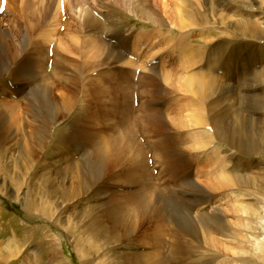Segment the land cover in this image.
<instances>
[{
    "label": "rangeland",
    "instance_id": "obj_1",
    "mask_svg": "<svg viewBox=\"0 0 264 264\" xmlns=\"http://www.w3.org/2000/svg\"><path fill=\"white\" fill-rule=\"evenodd\" d=\"M44 1H33L34 6L29 8L31 13L25 15L21 12V0H7L5 11L0 13V100H15L18 105L13 111L15 114H12L14 118L16 117L12 118L14 125L8 129L7 142L4 143L9 147L5 162L18 168L26 164L28 160L23 157L26 141L21 132L30 135L31 125L43 123L46 106L49 107L51 101L64 99L67 102L75 95V104L71 105L65 116L58 118L57 129L65 130L68 136L71 134L72 121L75 120L78 123V130L95 132L96 136L94 135L95 138L92 140L98 141L101 136H124L129 113L138 117L141 109L148 112L156 111L160 114V117H157V124L162 134L149 128L145 130L143 123L140 126L134 125L135 136L144 150L152 173L151 178L145 175L144 178L147 179L143 182L151 181L159 188H168L164 195L171 202V206L166 210L169 216V222L166 223H164L166 212L160 209L161 205L157 203L154 192L150 190L156 203L155 216L159 214L163 226L166 225L169 232L166 236L165 253L168 254L171 248L173 237H170V233L174 229L194 246L193 251L186 250L177 257L172 256L170 264H264V199L252 194L251 185L243 187L245 195H241L244 196L242 199L245 202L258 203L259 207H256L260 214L249 221L247 216L251 210H246L248 214L241 212L243 225L251 224L257 237L256 240L251 237V242L248 243L243 238L248 231L243 227L240 232L242 240L237 244L228 231L219 229L218 224L220 220H227L230 230L237 227V216L231 211L232 202L228 199V196L232 195L210 189L202 182H194L204 179V174L200 175L198 168L203 164L202 161L205 164L209 162V159L203 158L206 153L221 148L223 153L237 154V149L231 147L228 142L218 141L215 136H211L210 139H206V142H210L203 149L193 150L197 156H202L198 158L201 161L196 162L195 158L189 156L190 143H181L182 141L179 143L174 140L177 137L186 141V134L182 131L192 128H177L178 118L175 111L180 107L179 104L184 107L181 111L184 112L181 113L183 119H189V110L200 105H194L195 107L187 110L184 99L189 94L183 90L182 79L176 80V77L172 76V79L166 82L159 77L163 70L173 74L183 60L177 58V50H172L171 53L170 46L167 47L164 42L169 40V36L179 38L178 30L170 28L173 24L171 19L168 16L162 17L154 0H68L70 4L67 0H62L64 2L60 4L61 6L60 0ZM1 2L2 0L0 5ZM199 2L201 14L207 16L208 27L203 30L190 29L184 31V34L189 36L191 42L200 47V50L203 48L201 63L194 69L204 71L211 67L210 73L220 77L219 82L216 79V84L210 95H207L204 105L201 104L202 107H199L205 111L207 125L212 126L210 116L215 113L216 115L222 113L227 117L228 124L232 121L230 124H239L242 118H246L247 123L252 124L253 119L259 116L263 120L264 109L255 106V96L264 94V76L256 73L264 72V0H206L207 8L212 6L218 8L213 14L210 9L206 10L203 7L202 0ZM140 6L152 15L154 22L163 18L166 26L160 30L156 29V25L149 21L151 19L148 20V17L141 14ZM90 18L97 20L99 24H90L87 21ZM251 26L257 28V34L246 33L245 28ZM86 38H98L107 46H103L96 57L85 60L82 50L85 49ZM108 45L121 53L120 60L107 53ZM234 48L238 49V53L229 56L233 60L237 58L235 63L228 66L220 61L216 64L215 61L207 63L211 52L212 57L216 59ZM252 54L255 55L254 58ZM180 56L183 57L182 54ZM132 61L134 63H130ZM28 68L37 73L34 72V78L30 79L31 86L27 92L19 94L15 91L16 88L27 83L29 78H17L15 75L21 69ZM225 72L231 73L230 77L229 75L227 77ZM125 78H129L134 100L131 109L129 107L123 110L120 108L121 104L124 105L123 90L119 91L117 80L124 82ZM43 81L54 87L47 103L37 100L42 99L40 94L43 91ZM68 84L73 87V94ZM116 95L119 97L117 102H114ZM32 100L35 103L33 101L31 102L33 105H27ZM5 123L3 121L0 123V129L6 127ZM19 125L22 131L21 128H17ZM162 138L169 139V149L175 153L172 164L175 163L173 174L178 177L176 180L171 178L173 175L161 155L164 148L158 146V141ZM68 139L60 144L62 150L64 146L66 148L67 161L60 160L61 156L57 152L53 153L52 147H45L47 149L40 151L36 161L38 166H44L37 170L36 175L25 176L23 186L16 184L17 178L20 177L14 174L0 175V262L5 259L2 264H119L125 258L130 262L135 256L150 251L148 246L154 247H151L152 239L149 234L147 235L151 229L159 226L154 221L146 220V224L132 236L124 237L115 243L113 240L112 242L91 238L89 231L84 232L83 228L94 218L106 219L108 205L114 195L134 193L135 190H140L141 183L136 179L135 170L128 173L125 168L112 170L110 162H98L96 167L94 165L97 162L92 163L94 169L91 174L87 161L93 154L91 152L94 145L85 141L81 148L75 151ZM199 140L198 142H201V139ZM82 154L86 156L82 157ZM238 155L235 156L234 162L239 159L238 164L249 161L254 166L259 164L264 168V156ZM91 159L94 161L95 157L92 156ZM69 162H78L80 167H85L84 174L87 177L85 181L89 184L88 189H84L78 197L71 200L62 198L61 194L62 181H65L66 186L70 185L71 172L58 171L62 166L69 165ZM256 170L253 167L252 174ZM47 171L50 173L47 174L50 175L48 178L50 183L45 188L53 194L50 198L44 188L43 190L41 188L42 181L47 179L42 173ZM238 172L247 174L242 167ZM118 202L125 204L122 198H119ZM181 209L189 211L197 223L201 215L205 214L206 220L212 224L213 234L222 238V247L227 245L236 248H227L223 254L215 256L203 242L202 236L196 237L180 226L182 220L178 216V211ZM66 224L74 225L76 233L67 231ZM10 244L12 246L9 248Z\"/></svg>",
    "mask_w": 264,
    "mask_h": 264
},
{
    "label": "bare ground",
    "instance_id": "obj_2",
    "mask_svg": "<svg viewBox=\"0 0 264 264\" xmlns=\"http://www.w3.org/2000/svg\"><path fill=\"white\" fill-rule=\"evenodd\" d=\"M33 1H35V0H21V12H22V14L27 15L28 13H31V12H29L30 11L29 8L32 5L34 6ZM37 1H39V0H37ZM63 2L64 1L60 0L59 5L62 4ZM67 2H68V0H67ZM154 3H155V6L157 7V9L161 12L162 17L168 16V18H170L171 21L173 22V24L170 25V28L172 27L173 29H177L178 33H179V35H177V36H179V38H177V39L175 38V36L171 37L168 35L169 40H164L166 46L167 47L170 46L169 49H171V51L177 50V58L179 60L183 59L179 63V66H177L178 69L175 70L173 74H171V72H169L168 70H163L162 72L159 73L160 76L159 75L158 76L161 79L165 80L166 82H168V80L172 76H175L176 80L182 79L181 83L183 85L182 86L183 90H185L189 94L188 97H186V99H184V103L186 102V106H187L186 109L188 110L189 108L193 107L194 105H200L199 107H202L201 104L204 105L205 99H207L206 98L207 95L208 94L210 95V92L213 90L214 84H216L215 83L216 79L219 82L220 77L216 76V75L213 76L210 73L211 67H208L204 71H200V70L196 71L194 69L198 64L201 63L200 57L202 55H204L201 51L203 48H201V50H200V47L196 46V44L191 42L190 37L186 36L184 34V31H188L190 29H195V28L200 29V30L206 29L208 27L207 26V24H208L207 23L208 22L207 16L205 14H201V12L199 10V8L201 7V4H200L199 0H154ZM202 5L204 8H206V10L210 9L211 10L210 12L212 14L218 10L217 6L216 7L212 6L211 8H209V7L207 8L206 0H202ZM140 7L142 8V6H140ZM139 10H140L142 15H145V17H148L147 18L148 20L151 19L149 21L156 25V29L160 30V29H163L161 27L166 26L164 21L162 20L163 18L161 20L158 19L159 20L158 22H154V20H152L153 19L152 15H150L144 8L139 9ZM32 14H34V12ZM200 14L202 15V17L200 16ZM87 21L90 22V24H92V25L99 24L97 22V20H95V19L90 18ZM245 30H246V33L257 34V31H256L257 28L254 26H251L249 28L246 27ZM170 35H172V34L170 33ZM86 39H87V41H85L86 42L85 43V49L82 50L85 60L96 57V55H99L103 46H107L104 43H101L100 40H98V38H86ZM73 40L75 41L76 39H72V41ZM237 48L231 49L225 55L224 54L219 55V57L216 59L214 57H212L213 55L211 52V54L208 55L207 63L208 62L211 63L212 61H215L214 63L216 64L218 61H220V63L223 62V65H226V66H228V64L235 63V60L237 58L235 60H233L229 55L236 53L238 51ZM217 49H218V47H217ZM107 50H108L107 53L111 54V56H114L117 60H120V58L122 57L120 52H118L116 49L112 48L109 45L107 47ZM221 50H223V49L221 48ZM171 53H173V51ZM224 53H225V51H224ZM181 54L183 57L180 56ZM254 57H255V55L252 54V58H254ZM130 63H134V62L132 61ZM30 70L31 69H29V68H28V70L21 69L20 71H18V74L15 75V76H17V78H22V77H24V79L29 78V81H26L27 83H24L23 85H19V87L16 88L15 91L18 92L19 94H24V92H27V90L31 86V85H29L30 79L34 78V72H36V71L35 70L30 71ZM256 73H260L261 76H264V72H262V71L261 72L258 71ZM229 74L231 75V73L225 72V75L227 77ZM230 75H229V77H230ZM58 79H60V78H58ZM173 79H174V77H173ZM15 82H17V81H15ZM43 82H44L42 84L43 91L41 90L42 93L40 94L42 96L41 97L42 99L41 100L37 99V100L39 102L44 101L45 103H47L48 99L52 95L51 92L53 91L54 87H53V85H51L47 81H43ZM13 84H16V83H13ZM170 84H172V83L170 82ZM173 84H175V83H173ZM117 86H118L119 91L123 90L122 93H123L124 105L123 104H121V106L119 105L120 108H122L124 110V109H127L130 107V109H131V107H132L131 104H133L134 99H133V95H132L133 91H131L132 87H131V84H129V78H125L124 82H120L119 80H117ZM178 87H179V85H178ZM68 88L70 89V91L73 94V91H74L73 87L70 84H68ZM33 89H35V88H33ZM143 91H145V90H143ZM142 93H144V92H142ZM118 97L119 96H117V95L115 96L114 102H117ZM193 100H195V101H193ZM225 100H227V99H225ZM33 101L34 100L28 102L27 105H33L31 103ZM75 101H76V96L73 95L72 98H70L67 102L64 99L58 100L57 102L56 101L49 102L52 104L49 105V107L45 105L46 106V109H45L46 113L43 116V120H42L43 123L38 122V124L31 125L32 130H31L30 135H27L26 132H21V133H23L22 136H24V139L26 141L25 142L26 148H25L23 157L25 159H27L28 161L26 162L25 165L18 168V167H15L13 165H9L8 162H5L6 161L5 159L8 158V157L6 158V156H7V151L9 150L8 149L9 147H6L4 144L7 142L6 141V137H7L6 135L9 131L8 129L14 125V122L12 121V118H14V117L12 116V114H13L14 109L16 108L17 102L15 103V100L14 101H8L7 99L6 100H3V99L0 100V123H2V121L4 123L5 122L7 123V124L5 123L6 129L5 128L2 129L3 127L0 129V136H1L0 137V154H1L0 155L1 156L0 157V175H5V176L10 175L11 176L14 174L15 176L20 177V178H17L16 184L21 187L24 185L23 178L25 176L36 175L37 170L44 166V165L38 166V164H37L38 162L36 163V161L38 159L37 157H38L40 151H45L47 148L52 147V150H54L53 153L57 152L61 156L60 160H64V159L66 160L67 159V157L65 156V154L67 153L66 148L64 146V150H62L63 147L60 145V144L64 143L66 141V139L69 138L68 140L70 141L71 145L73 146L72 148L75 151H78L81 148V145L85 141H88L89 143L92 142V144L94 145V149H93V152H91V153H93L92 156L95 157V160L92 161V159H91L92 156H90L88 158V161H87V166L89 165V170L91 171V174H92L93 169H94L92 163L97 162L94 165L96 167V166H98V162H102V161L103 162H110L112 170H114L116 168H125L124 170L127 173L130 170H135L136 175H137L136 179H138L140 181L138 183H141V187L139 188L140 190H135L134 193L133 192H127V193L121 194V195H114L113 198L111 199L112 203L110 202V205H108V214L106 216V219L104 217L98 218V220H96L94 218L93 221L89 225H87L85 228H83L84 232L89 231L91 233L90 234L91 238H95L98 240L104 239L105 241H112L113 240L115 243V241H120L124 237L129 238L130 236H132V234L135 233L136 231H138L142 225L146 224L145 223L146 220H149V222L154 221V222L158 223V225H159L158 227H154L153 230L151 229L150 233H147V235L149 234L150 238L152 239L153 245H151V244L150 245H151V247L152 246H154V247L150 248L148 246V248L151 249L150 251L143 252V254L135 256L134 260L130 261V262H128L127 259L123 256L125 258V260L119 264H170V259L172 258V256L177 257V255L179 253H181L182 251L185 252L186 250L193 251L194 246L187 240V238H183V236L179 235L178 231L176 229H174L173 232L171 230V233H170V237H173L171 248H169L168 254L165 253L164 249H165L166 240H167L166 236L169 235V232L167 231V226L166 225H165V227L163 226V221L161 220L159 214L157 213L155 216L156 203H155V200L153 199V197L151 195L150 190L152 192H154L157 203L159 205H161L160 209L162 211L166 212L165 217H164V223H166L169 219V216H168L166 210H168V208H170V206H171V202L168 201V199L164 195V191L168 190V188H163V189L159 188V187L155 186L154 183H152L151 181H146L145 183L143 182L147 179V178H144V176L147 175V176H149V178H151L152 173H151L150 167L148 165V162H147L148 160L146 158L144 150L141 147V145L139 144V142L135 136L136 134L134 133L135 132L134 131V127H135L134 125L140 126V124L143 123V128L145 130L150 129V130H153L159 134H162V130L159 127V125L157 124V122H158L157 117H160V114L156 113V111H154V112H148V110L144 111L145 109L139 110V111H141V113H139L138 117L132 116L131 113H129V116L127 114L128 120L126 121V124H125L127 131L125 130L126 133L124 136H122V135L111 136L110 135L109 137H106V136L102 137L100 134L101 138L99 141L98 140H92L94 135L96 136L95 132H93L91 130H85V131L78 130L79 129L77 127L78 123H76L77 121L75 122V120H74V122L72 121V124L70 126L71 134L69 133L70 135L66 136L65 130L60 131V129H57V124H59L58 118L65 116V114L69 111V108L71 107V105L75 104ZM34 103H35V101H34ZM120 103H122V102L120 101ZM179 105H180V107L177 108L175 111V113L177 115L176 117L178 118L177 119L178 122H176L177 128H182V129L186 128V127H192V128L188 129V131H186V130L182 131V132H185V134H186V138H185L186 141H184L180 138H177V137L174 140H176V142L179 141V143L181 141H182L181 143H183V142L188 143L189 142L190 144H188V148L192 149V150L188 149L190 151L189 156H191L192 158H195L196 162L199 160L198 158H200L202 156L201 155L197 156L196 153L193 152V150L196 151V150L203 149L208 144V142H210V141H208V142H206V141L208 140V138L210 139L211 136H215V138L218 141L228 142L231 147L237 149V151H238L237 154L229 153L230 155L225 153V152H224L225 153L224 154L221 148L212 149V152L210 151V152L206 153L207 155L203 156V158L209 159V162H207L205 164V162L202 161L203 166L201 165L200 168H198V173L200 175L204 174V179L203 180H196V181L194 180V182H202L206 186H208L210 189L218 190L220 193H223L226 195L227 194L232 195L231 197L228 196V199L230 200V202H232L231 211L233 213H235L237 216L236 217L237 218V220H236L237 227L234 230H230V228L227 225L228 224L227 220H225V221L220 220L218 222L219 229H222L223 231L224 230L228 231L230 233V236L232 237V239L237 241V244L239 242H241V240H242V236H241L240 232H241V229L243 227L247 229L246 231H248V233L246 232V236H243L244 240L246 239V241H248V243L251 242V239H250L251 237L256 240L255 237H257V236L255 234L254 227L251 224L249 225V223H248V225H246V224L243 225L244 224L242 221L243 216L241 217V212L244 211V213L248 214V212H246V210H248V209L251 210L250 215H248V216L246 215L248 217L247 220L250 221V219H252L255 215L260 214V212H257L258 211L257 207H259V204L256 202L255 203L254 202H245L244 199H242V197H244V196L241 197V195H245L243 192V190H244L243 187L251 185L253 187L252 194L259 199L260 198L264 199V194H263V192H264V186H263L264 185V168L261 167L259 164H255V166H254V164L249 163V161H244L245 163L241 162L238 164L237 163V161H239L238 158H237L238 160L235 162L233 160H235V156H237L238 154H239L238 156H240L241 154L254 155L256 157L264 156V119L262 120V117L259 116L257 119H253L252 124H249V123H247L248 121L245 120L246 118L245 119L242 118V120H240L239 124L238 123L230 124L233 121L228 124L227 123V121H228L227 117H225L222 113H218L217 115L215 113V114L210 116V119L212 122V126L210 127L207 125V119H206V116H204L205 111H203L202 108H199V107L192 108L191 110H189L190 111L189 115H188L189 119H183V117L181 116V113H182L181 111L184 110L183 109L184 107H182L181 104H179ZM182 105H184V104H182ZM255 106L261 110L264 109V94L263 93H260V94L255 96ZM83 109H84V107H83ZM226 109H227V107H226ZM229 111H228V113H229ZM182 114H184V112ZM86 116H88V115H86ZM17 117H18V115H17ZM233 117H235V116H233ZM14 119H16V117ZM230 121H231V119H230ZM16 125H18V124H16ZM0 127H1V125H0ZM17 128H21L20 125ZM155 128H157V129L155 130ZM82 129H84V128H82ZM22 130L23 129L21 128V131ZM94 131H96V130L94 129ZM9 136H11V135L9 134ZM199 139H201V142H198ZM202 140H204V141H202ZM158 142H159L158 146H160L161 148H164V150L162 149L161 155L165 159L164 163H166L167 168L170 169V172L172 173L171 175H173V177H171V178H173V180H176L178 177L173 174V172H174L173 168L175 167V163L172 164V158H173V155L175 153H173L172 150L169 149V143H168L169 139L162 138ZM179 143H178V145H179ZM201 144H203V145H201ZM45 147H47V148H45ZM202 154L205 155V153H203V152H202ZM84 156H86V154H82V157H84ZM199 161H201V160H199ZM211 162H212V164H211ZM230 166H231V168H230ZM240 167L244 168L245 171L247 172V174L239 173L238 170ZM253 167L256 168L257 170L253 171L254 173L252 174ZM84 168L80 167V164H78V162H76V163H74V162L70 163L69 162V165H67L65 167L62 166L58 170L59 173H63L65 171L71 172L70 185L66 186L65 181H62V184H61V194L63 195L62 198L69 199V200L74 199V197H78L82 193L81 191L89 188V184L85 181V179H87V177L84 174ZM209 168H210V170H209ZM87 170H88V168H87ZM42 174H43L42 176H47V179H45V181H42L41 185L43 187H41V186L40 187L42 188V190L44 188V191H46L47 194L49 195V196L46 195V197L48 196V198H50L51 196H53V194H51V192L45 188L50 183V179H48V178H50V175H47L50 173L47 171L46 173H42ZM191 183H193V180L191 181ZM36 188H38V187H36ZM234 189H236V190H234ZM119 198H122V200H124L125 204L118 202ZM39 207H40V205H39ZM46 209L48 210V207ZM242 215H244V214H242ZM178 216L182 220V223L180 224V226L182 228H184L186 231H189L190 233L194 234L196 237L197 236L199 237V235H200V237L202 236L203 242L208 245L209 250H211L215 256H219V255L223 254L224 250L227 248H233V247L236 248L235 246L227 247V245L222 247V244H223L222 238L216 237L213 234L212 224L210 222H208V220H206L207 216L205 214L201 215L198 223L195 222L194 218L192 217L190 212L187 210L181 209L180 211H178ZM66 228H67V231L74 233V234L76 233L75 232L76 227H74V225L68 224L66 226ZM90 237H89L88 241L90 240ZM98 240H96V241H98ZM244 240H243V242H244ZM89 244H91V243H89ZM263 245H264V242H263ZM11 246H12V244L8 245L9 248ZM79 247H80V245H79ZM169 247H170V245H169ZM12 248H14V246ZM88 248H89V246H88ZM10 250L13 251V249H10ZM79 250H80V248H79ZM81 251H83V250H81ZM3 261H5L4 258L1 260L0 264H2Z\"/></svg>",
    "mask_w": 264,
    "mask_h": 264
}]
</instances>
